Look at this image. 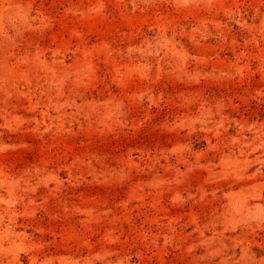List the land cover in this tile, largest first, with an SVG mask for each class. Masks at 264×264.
Here are the masks:
<instances>
[{
  "label": "rangeland",
  "instance_id": "obj_1",
  "mask_svg": "<svg viewBox=\"0 0 264 264\" xmlns=\"http://www.w3.org/2000/svg\"><path fill=\"white\" fill-rule=\"evenodd\" d=\"M0 264H264V0H0Z\"/></svg>",
  "mask_w": 264,
  "mask_h": 264
}]
</instances>
